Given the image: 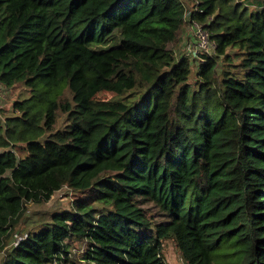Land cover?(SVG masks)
I'll return each mask as SVG.
<instances>
[{"label":"trees","instance_id":"1","mask_svg":"<svg viewBox=\"0 0 264 264\" xmlns=\"http://www.w3.org/2000/svg\"><path fill=\"white\" fill-rule=\"evenodd\" d=\"M250 1L0 0V80L30 91L0 108V264H75L74 240L85 264H167V240L185 264H264V0ZM185 15L216 43L201 62L178 54ZM65 186L81 196L13 244L27 203Z\"/></svg>","mask_w":264,"mask_h":264},{"label":"rangeland","instance_id":"2","mask_svg":"<svg viewBox=\"0 0 264 264\" xmlns=\"http://www.w3.org/2000/svg\"><path fill=\"white\" fill-rule=\"evenodd\" d=\"M254 1H250L249 5L254 6ZM186 27L188 29V25L186 23ZM190 30L188 31V35ZM189 40V38L184 39L181 45L178 54L184 55L186 49H184L185 42ZM191 56V55H190ZM195 67V66H194ZM29 89L22 83H16L12 86L11 90L3 97L4 99L0 100V108H11L12 103L16 100L20 95L27 96L29 95ZM114 96L113 91H102L97 94V98L99 99H109ZM72 95L69 89H66L63 95V99L69 98L71 99ZM67 124L66 113L61 110L58 111V120L55 125V129L65 128ZM20 155L23 153L18 152ZM81 194L76 193L69 189L67 186L62 187L60 190L55 191L49 200L37 203V202H28L25 206L24 213L21 216L20 223L18 225V230L21 233H25L28 229L38 226L44 221H47L51 218V215L54 211L63 210L71 207V202L76 197H80ZM154 206L153 204H148ZM154 211H158L156 207L153 208ZM86 245L84 241L74 240L72 242V254L75 258H77V262L75 264H85L80 260V257L85 249ZM163 254L165 256V260L167 264H185L183 259L181 258V254L179 249L177 248L174 240H167L163 247Z\"/></svg>","mask_w":264,"mask_h":264},{"label":"built area","instance_id":"3","mask_svg":"<svg viewBox=\"0 0 264 264\" xmlns=\"http://www.w3.org/2000/svg\"><path fill=\"white\" fill-rule=\"evenodd\" d=\"M185 22L188 25L189 40L185 42L184 55L198 56L200 62L203 61V57L200 55L202 53H211L216 49V43L212 40L209 30L205 27L203 23L198 20L190 19L185 15ZM8 87L4 82L0 80V100L4 99L5 95L8 93ZM27 236V233H21L20 230L14 232V238L12 240L13 244H18L22 239Z\"/></svg>","mask_w":264,"mask_h":264}]
</instances>
